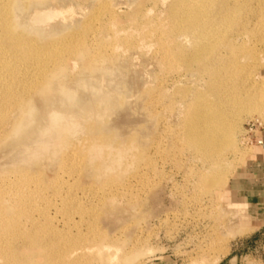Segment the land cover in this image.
Instances as JSON below:
<instances>
[{"label":"rangeland","instance_id":"374dc122","mask_svg":"<svg viewBox=\"0 0 264 264\" xmlns=\"http://www.w3.org/2000/svg\"><path fill=\"white\" fill-rule=\"evenodd\" d=\"M6 1L0 264H264V0Z\"/></svg>","mask_w":264,"mask_h":264},{"label":"bare ground","instance_id":"6f19581e","mask_svg":"<svg viewBox=\"0 0 264 264\" xmlns=\"http://www.w3.org/2000/svg\"><path fill=\"white\" fill-rule=\"evenodd\" d=\"M192 2L190 0H187V2H184V0H175L174 3H176L178 7V13H181L183 15V23L182 26L176 27L178 30L177 33L179 34H185L190 31V29L193 28V23L196 20H199V23L203 22H208L209 19L206 18V16L200 17L201 10L203 6L208 4H213V0H204L202 2H198L195 0V4L192 7H188L189 3ZM185 6V8H184ZM7 7V1L6 0H0V53H8L12 50V46L15 45V40L19 39L17 31V26H15L12 21H10L11 15L8 14V9ZM16 31V32H15ZM196 44L198 47L203 48L204 45L206 44V40L204 38H199L196 36L194 38ZM185 63V59L182 61ZM71 99L73 97L72 94L65 93ZM200 112L195 113L192 121L190 122L189 125V136L194 135V139L196 138V143L199 145L201 141H203L205 144L204 145H210V139H211V133L202 127V123L204 120H201L199 118ZM200 146V145H199ZM202 146V145H201ZM207 147V146H206ZM205 149V147H204Z\"/></svg>","mask_w":264,"mask_h":264}]
</instances>
